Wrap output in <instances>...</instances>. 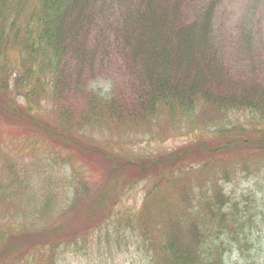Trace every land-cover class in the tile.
Segmentation results:
<instances>
[{"label": "rangeland", "instance_id": "1", "mask_svg": "<svg viewBox=\"0 0 264 264\" xmlns=\"http://www.w3.org/2000/svg\"><path fill=\"white\" fill-rule=\"evenodd\" d=\"M207 1L190 0L184 8L188 20ZM215 24V47L229 70L224 80L210 81L216 90L248 94L250 88L264 89V0H219ZM92 33L88 59L66 61L70 74L58 80L60 100L51 93V100L31 96L29 86L11 80L13 74L8 77L9 68L20 62L12 50L0 60V164L16 165L30 188L22 194L0 190L2 196L16 194L13 204L22 206L13 213L18 218L7 221L15 234L12 244L33 248L28 264H162L171 259L164 242H193L191 224L198 220L201 203L222 201V206H239L234 218L246 207L254 214L244 222L253 244L242 255L264 264V232L257 233L264 230V156L221 150L230 141L256 138L257 125L246 119L251 109L224 113L215 104L195 108L169 101L165 109L146 111L147 95L138 93L141 84L125 66L122 48L100 47ZM145 111L154 114L153 122H145ZM201 144L207 150L220 147L215 158L199 152ZM2 177L13 184L9 175ZM44 206L51 214L38 217L35 210ZM16 226H23L24 236L17 235ZM220 238L233 241L224 234ZM8 242L0 230V253ZM19 249L13 262L25 252ZM238 258L236 252L227 254L226 264Z\"/></svg>", "mask_w": 264, "mask_h": 264}, {"label": "trees", "instance_id": "2", "mask_svg": "<svg viewBox=\"0 0 264 264\" xmlns=\"http://www.w3.org/2000/svg\"><path fill=\"white\" fill-rule=\"evenodd\" d=\"M189 1L0 0V60L5 56L8 59V52L12 50L20 62H16L13 70L9 68L8 77L13 74L15 77H11V80H19L24 87L29 86L27 93L31 96L43 94L51 100L49 96L51 93L54 100H60L62 83L58 80L70 74L66 61L72 57L82 61L88 59L87 49L91 45L88 36L93 32L92 36L101 40L97 44L100 47L112 49L116 45L122 48L125 66L134 72V79L139 80L142 86L138 93L143 91V95H147L149 105L146 111L160 110L169 101L171 104L175 102L178 106L186 104L185 107L195 108L201 107L203 103L215 104L224 113H239L240 110L250 108L246 119L249 117L254 125H257L259 130L256 129V138L230 141L221 150L233 153H238L236 149L242 152L253 150L264 156L262 129L264 89L250 88L252 92L248 94L243 90L240 94L216 90L210 81L224 80L229 76L226 61L218 55L216 50L218 48L214 42L219 39L214 28L219 0L207 1L205 6L194 14L193 21L188 20L189 15L186 16L184 12ZM110 11L113 16H109ZM68 17L70 20L67 21L68 28L65 31ZM76 28L79 30L75 31ZM158 69L161 72H157ZM169 70L174 71L175 75H169ZM181 80L186 82L183 83ZM151 112L144 115L146 123L154 121V114H150ZM22 121L24 119H21ZM35 128L40 129L38 125ZM44 140L50 142L46 138ZM204 147L199 146L198 151L209 152L208 155H213L210 157H214L219 151H210ZM228 155L225 153V156ZM262 161L264 164V158ZM20 171H17L16 165L0 164V179H4L2 174L9 175L8 179H13V184L0 181V190L14 188L20 190L21 194L26 193L30 188L26 178L20 175ZM4 194L0 195V214L3 223L0 230L9 242L2 249L0 259L8 254L9 257L0 264H28L29 254L33 248L25 246L26 250H23L19 249L18 245H13L15 234L7 227L9 217L18 218L17 210H22V206L13 204L17 198L16 194L6 191ZM207 203L209 202L201 203L198 220L191 224L194 231L191 233L193 242L189 245H176L172 239L164 242L163 248L171 253V259L169 257L162 264H226L227 254L232 252H236L237 258L241 257L234 264H258L256 259L242 255L243 250L253 244L249 242L251 232L244 230V222L251 221L254 214L246 207L244 210L247 209V212L244 215L234 218V209L241 213L238 205L235 204L233 209L230 204L222 206V201L216 204ZM16 212L17 215L13 214ZM35 212L38 217L51 214L48 206L41 207ZM216 212H220L221 217L218 218ZM138 214L141 216L139 220H144L141 212ZM21 227L23 226L17 227L19 229L17 235L24 236V229ZM254 227L255 224H252L251 229ZM213 228L216 230L212 232ZM215 231L219 236H211ZM240 232H244L245 236L240 235ZM263 232V229L257 231L258 237H261ZM205 234L210 237H206ZM223 234L226 237H233V241L221 240ZM180 239L182 240L181 234ZM59 246L57 244L56 247H52L51 253H56ZM18 249L25 252L22 258L13 262V256ZM34 252L38 253L36 249ZM45 260L47 259H43Z\"/></svg>", "mask_w": 264, "mask_h": 264}]
</instances>
